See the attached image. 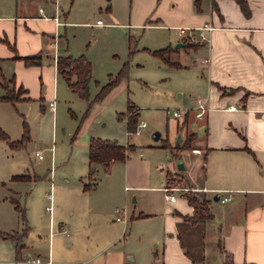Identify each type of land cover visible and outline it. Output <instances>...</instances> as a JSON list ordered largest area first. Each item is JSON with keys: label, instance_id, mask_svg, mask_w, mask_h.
<instances>
[{"label": "crops", "instance_id": "crops-1", "mask_svg": "<svg viewBox=\"0 0 264 264\" xmlns=\"http://www.w3.org/2000/svg\"><path fill=\"white\" fill-rule=\"evenodd\" d=\"M117 1H122L124 12L116 13V0L103 4L108 15L102 21L104 25L98 26V18L91 22L70 19L75 0L70 1L67 12L58 0H0V98L7 95L6 82L10 94L18 97L14 103L0 100V128L15 141L21 135L17 137V128L13 129L7 118L17 111L21 118L28 114L37 118L35 129L29 126L32 135L24 150H29V158L38 161L44 160L45 150L50 153L46 207H52L51 213L46 211L47 239L38 233L31 238L35 226L44 225L43 218L34 221L29 207H24L26 223L23 222L10 198L19 203V195L31 196V190L44 177L24 158L14 165L3 164L0 233L16 235L19 240L0 235V264H17L35 257H50L52 264H222L227 258L234 264H264V0H246L248 14L235 0H216L215 7L212 0ZM205 24L212 27L207 32V42L185 41L189 29ZM74 26L97 28L100 32L123 29L127 48L132 39L136 42L131 56L133 66L139 69L148 63L156 70L159 85L169 80L176 88H171L173 92L181 85L186 87L184 93L178 92L175 97L172 92L170 100L163 101L181 111L180 118L167 116L168 107L159 108L158 98L146 110L149 123L161 130L158 140H154L157 130L151 131L152 140L161 141L160 146L150 144L151 140L141 132L144 128L139 133H135L136 127L127 130L123 146L131 145L133 149L126 151L124 161L112 160L108 166L93 164L96 179L102 170L107 174L90 190H85L84 185L91 182L88 145L94 136L85 134L86 128L81 126L67 156L56 155L55 147L58 100L66 105L76 95L58 72L57 58L83 54L78 51L79 55H75L68 43H61V28ZM180 30H185L184 36ZM176 44L180 45L174 47ZM167 47L173 48L168 55L173 65L152 54ZM26 56H40L41 63L26 66L21 59ZM94 69L92 65V75ZM113 91L101 101L103 106L110 102ZM199 100L205 107L201 117L196 116ZM52 101L54 111L49 108ZM132 106L138 120L142 109ZM73 129L71 125L68 134ZM66 130L64 127L62 133ZM189 134L193 135L190 148L199 153L183 149ZM144 146L149 148L145 150ZM35 150L42 152L41 159L34 155ZM11 153L19 151L0 140V157L9 162ZM177 158H182L181 162L175 161ZM167 159L169 163L163 169ZM179 163L183 169L178 168ZM55 172L58 184L53 182ZM167 172L174 178L183 177L185 187H168ZM15 175L31 179L14 180ZM165 188L186 191H171L176 196L171 202L165 198ZM128 191L138 193L134 194L138 205L129 213L122 208L125 222L114 220L119 207L112 208L111 220L117 223L110 221L102 230L91 229V224L79 229L64 213L73 206L82 214L92 212L112 199L120 200L122 192L126 195ZM188 191L210 200L211 219L192 221L194 208L185 195L181 200L175 194ZM156 193H162L169 203L157 213L145 211L141 200ZM218 194L229 195L231 200L214 201L213 196ZM83 228L88 229V241L94 246L71 241L81 236ZM131 239L133 246L128 244ZM196 250L200 254L194 259L192 253Z\"/></svg>", "mask_w": 264, "mask_h": 264}, {"label": "rangeland", "instance_id": "rangeland-1", "mask_svg": "<svg viewBox=\"0 0 264 264\" xmlns=\"http://www.w3.org/2000/svg\"><path fill=\"white\" fill-rule=\"evenodd\" d=\"M71 0H58V4L61 5L64 12H67L68 7L70 5ZM98 1V0H97ZM101 3L94 2L93 0H75L73 6L75 7L73 13L71 14L70 19L73 21H95V19H100L101 21H106L107 12L104 9V5H110L111 0H100ZM97 4V5H96ZM116 5V13L122 14L124 12V7L122 5V1L115 2ZM99 7L101 10H99ZM66 30V32H65ZM125 31L123 29H107L106 31L100 32L97 28L91 27H67L66 29L61 28V43H68L71 46L72 51L75 55H79L78 51L83 53L87 60L94 65L95 69L89 84V101L93 100L97 87H101L106 84L109 78V75H116L121 69L124 63H127V77L124 78L120 84L114 88V91L111 93L110 102L103 106L101 102H95L91 105L88 113V102L78 97V95H73V99L68 102L66 105L63 100H58V120L56 126V155L58 156H67L71 147V139L75 133L76 127L80 124L83 128H86L85 134L100 137L101 139H109L116 141L119 145H125L126 143V131H127V108L128 104H136L138 107L142 109V113L137 120L138 122L145 121L147 127L144 128L141 132L147 136V138L151 141L150 144L155 145L156 148L160 146L161 141L154 142L152 140L151 131L154 130V125L149 123L148 111L147 109L152 108L154 104L153 101L155 98L160 100L159 108H170L175 109L170 104L163 102L164 100H170V98L174 95L177 97V93H184L186 87L181 85L177 90L171 91L174 85L171 84L169 80L164 81L161 85L158 83V76L156 70L152 69L150 65L146 61H144L145 66L142 68H137L132 64V52L136 45L134 39L130 41V48H127V42L125 41ZM141 56V55H140ZM76 57V56H75ZM146 57V55H143ZM150 58V57H149ZM152 58V57H151ZM156 60V59H153ZM170 75H167L166 78H169ZM177 86V85H175ZM173 92V95H172ZM12 113L13 115L7 118V123L11 125L13 129L17 128V137L19 138V134L23 135V122L22 119L26 120V123L29 126L31 125L35 129L36 119L33 115L28 114L24 115V118H21L20 114L18 115V111ZM148 115V116H147ZM18 116V117H17ZM147 116V117H146ZM15 120H18L15 121ZM21 123V124H20ZM74 126V129L70 134H68V129L70 126ZM20 126V127H19ZM80 126V128H81ZM16 127V128H15ZM67 130L63 134V128ZM157 132H161L159 129H155ZM159 130V131H158ZM79 132V131H78ZM154 132V131H152ZM12 133H14L12 131ZM32 132L29 131V137ZM78 135V134H77ZM21 136L17 140H21ZM15 139V141H17ZM20 149H17L19 153H11L12 157H10V161H6V159L0 157V172L4 170L3 164L7 167L9 164L14 165V163L19 162L24 158L27 160L28 165H32L35 169H40V175L43 178L41 182H39L34 190H31V196L25 197L24 195H19L18 200L19 204L22 207L28 209L29 214L33 215V219L36 222L43 218L44 225L35 226L32 230L31 238L35 239L37 233L40 234L41 238L47 239L48 236V213L45 210L46 205H48V198H46L47 193L49 192L48 188H46V181L50 180V171L47 169L49 152L44 151V160L38 161L34 157L29 158V150H24L26 145ZM28 146V145H27ZM37 147V145H36ZM38 147H42L38 145ZM148 146H144V149H148ZM195 150L194 148H190ZM27 158V159H26ZM182 158H177L175 161L181 162ZM173 162V161H172ZM169 163V159L163 162L162 167L166 169V166ZM55 164L53 165V174L55 170ZM107 174L103 170L99 173L97 181H101L103 176ZM101 179V180H100ZM63 179L62 181H64ZM52 181V180H51ZM61 181V179H60ZM53 182L58 184L59 177L55 172V177H53ZM63 185V183H62ZM136 191H128L126 195L122 192V198L119 197L116 199H112L107 204H102L100 207L93 209L92 212H88L85 214L80 213L79 209L73 206V209L66 210L64 213L71 216L73 223L78 226V228L84 227L86 224H91V229L102 230L110 221L112 223H117L111 220V209L118 206L119 208H127V213L130 212V209L137 204ZM183 193V192H182ZM135 194V195H134ZM138 194V193H137ZM178 199L183 200L184 193H175ZM135 196V198H134ZM132 197V198H131ZM147 199L141 200L140 205H142L145 211H153L158 212L160 209L168 204L162 193H156L151 196H147ZM200 198V197H198ZM201 199V198H200ZM152 212V213H153ZM40 221V225H41ZM39 231V232H38ZM81 236L79 238H71L75 244H81L82 246L89 245L88 241V229L81 230ZM67 239L64 237V240ZM69 240V238L67 239ZM205 240H203L204 242ZM92 242H96L95 240ZM102 245V243H98ZM134 240L129 241V245L134 244ZM201 244V243H200ZM94 246L93 244H90ZM204 246L201 245V249ZM208 247V244L205 246ZM46 250V246H45ZM192 253V252H191ZM200 252H193L192 256L194 259L198 258ZM129 259V257H128Z\"/></svg>", "mask_w": 264, "mask_h": 264}, {"label": "trees", "instance_id": "trees-1", "mask_svg": "<svg viewBox=\"0 0 264 264\" xmlns=\"http://www.w3.org/2000/svg\"><path fill=\"white\" fill-rule=\"evenodd\" d=\"M216 0H212V5H215ZM242 11L248 14V6L246 0H235ZM197 10L199 11L198 7ZM173 50L171 47H167L164 49L152 51V54L164 60L166 63L173 65L172 62H169L168 55ZM20 59V58H19ZM26 66L39 65L41 63L40 56H26L21 58ZM127 63H124L116 75H110L106 84L102 85L98 92L95 94L93 100L89 101V84L92 78V65L89 60L85 58L84 55L72 56V55H61L57 58V70L60 75L66 80L68 86L72 89L74 93L78 95L79 98L86 100L88 102V113L91 105L95 102H101L104 98L115 88L120 82L127 77ZM4 88L7 89V95L1 97V101H8L10 103H14L18 97H14L11 95L8 90L7 82L4 84ZM21 91V88L19 89ZM23 90V89H22ZM128 120H127V130L133 131L137 124V115L134 114V108L132 104H128L127 108ZM23 135L21 136V140L13 141L10 140L9 136L0 128V140L6 141L8 146L13 149H20L30 140L29 137V129L28 125L25 121H23ZM80 124L76 127L75 133L71 139L73 141L77 133L80 129ZM193 139V135L189 134L187 140L182 145L183 149H189L190 143ZM166 147L167 145H163ZM178 147V146H176ZM133 146L127 145L122 146L119 145L116 141L109 139H101V138H90L88 145V160H89V172L88 178L90 179V183L84 185L85 190H90L96 187L97 179H96V170L93 167V164L99 163L108 166L112 160L115 161H124L127 154L126 151L132 150ZM12 179H20V180H28V175H15ZM34 180L40 179L39 177H34ZM184 178L183 177H172V175L167 172V186L168 187H185L184 186ZM185 197L188 201V204L194 208V218H192L193 222L204 221L212 218V213L209 209L210 200L200 199L195 196L191 191H188L185 194ZM10 201L15 204V209L20 213V218L23 222L26 223V215L25 208L21 207L19 203L10 198ZM0 235L4 238L13 239L15 241L19 240V237L14 236L13 234H4L0 233ZM16 245H19V243ZM156 254H154V257ZM222 264H234L230 258H227ZM252 264V263H246Z\"/></svg>", "mask_w": 264, "mask_h": 264}, {"label": "built area", "instance_id": "built-area-1", "mask_svg": "<svg viewBox=\"0 0 264 264\" xmlns=\"http://www.w3.org/2000/svg\"><path fill=\"white\" fill-rule=\"evenodd\" d=\"M95 24L98 26L104 25V23L100 19H97ZM211 29H212V27L209 24H205L203 27L197 28L195 30L189 29L188 30L189 33L186 35L184 34L185 30H180V35H182V36L185 35V38H186L185 41L188 43H196V42L205 43L208 40L207 32L210 31ZM194 31L196 33H194ZM202 62L207 63V60H202ZM49 108H50V110L54 111V101L49 103ZM197 108H199L200 111L196 113V116L201 117L204 113L205 107L200 100L198 101ZM229 109L234 110L236 108L234 106H230ZM165 113L167 116H172L174 118H180L182 116L181 111H179L177 109L167 108V109H165ZM145 127H146L145 121L138 122L136 129H135V133H139ZM193 152L199 153V150H193ZM34 155L37 156V158H39V159H41L43 157L42 152L40 150H35ZM164 191H165L166 200L174 202L176 200V196L174 194H172L171 191H186V189H183V188H173V189L165 188ZM218 200L221 203H226V202H229L231 200V197L229 195L218 194ZM46 211L51 213V211H52L51 205L46 207ZM115 213H116V216H115L114 220L119 221V222H125L126 216H125V210L124 209L116 208ZM62 232L65 233L66 235H68V232L65 229H63ZM17 264H52V261H51L50 257H48L46 260H43L39 257H35V258H24L22 260H19L17 262Z\"/></svg>", "mask_w": 264, "mask_h": 264}, {"label": "water", "instance_id": "water-1", "mask_svg": "<svg viewBox=\"0 0 264 264\" xmlns=\"http://www.w3.org/2000/svg\"><path fill=\"white\" fill-rule=\"evenodd\" d=\"M178 45H180V44H176L174 47H177ZM159 136H160L159 132H155L154 140H158ZM178 141H180V140H178ZM178 168L179 169H183L184 167H183V165L181 163H179ZM213 200L217 201L218 200V195L213 196Z\"/></svg>", "mask_w": 264, "mask_h": 264}]
</instances>
